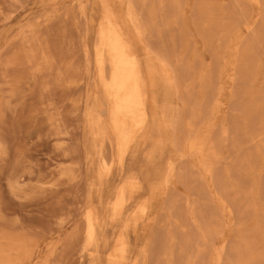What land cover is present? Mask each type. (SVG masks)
<instances>
[{
  "label": "rangeland",
  "instance_id": "374dc122",
  "mask_svg": "<svg viewBox=\"0 0 264 264\" xmlns=\"http://www.w3.org/2000/svg\"><path fill=\"white\" fill-rule=\"evenodd\" d=\"M122 239L123 264H264V0H0V264Z\"/></svg>",
  "mask_w": 264,
  "mask_h": 264
},
{
  "label": "bare ground",
  "instance_id": "6f19581e",
  "mask_svg": "<svg viewBox=\"0 0 264 264\" xmlns=\"http://www.w3.org/2000/svg\"><path fill=\"white\" fill-rule=\"evenodd\" d=\"M174 1V0H173ZM173 3H176V2H173ZM178 4V3H177ZM133 5V4H132ZM176 5V4H175ZM107 6V5H106ZM179 6V5H178ZM176 6V7H178ZM105 7V6H104ZM122 7V6H121ZM134 7V5H133ZM175 7V8H176ZM205 7V6H204ZM202 7V8H204ZM105 9V8H104ZM179 10V8H177ZM206 10V8H204ZM203 9V10H204ZM107 10V8H106ZM131 10V8H130ZM175 10V9H174ZM183 11V10H182ZM106 12V11H105ZM109 12V10L107 11ZM136 12V11H135ZM180 12V11H179ZM124 13V12H123ZM131 13V11H130ZM177 13V12H176ZM183 13V12H182ZM213 13V12H212ZM204 14V13H203ZM181 16L183 14H180ZM124 16V15H123ZM174 16V15H173ZM180 16V17H181ZM184 16V15H183ZM125 17V16H124ZM175 17V16H174ZM139 18V17H138ZM126 19V18H125ZM183 19V18H182ZM176 20V18H175ZM141 22V20H139ZM127 23V22H126ZM105 24V23H104ZM243 24V23H242ZM142 25V24H141ZM136 27V26H135ZM116 28V27H115ZM137 29V28H136ZM117 30V28L115 29ZM138 30V29H137ZM143 30V29H142ZM118 33V32H116ZM132 33H133V30H132ZM141 33V32H140ZM145 34V33H144ZM113 35V34H112ZM138 35V34H137ZM136 35V37H137ZM142 35V34H141ZM145 36V35H144ZM143 36V37H144ZM133 37V36H132ZM139 37V36H138ZM129 38V37H128ZM145 38V37H144ZM137 39V38H136ZM135 39V41H136ZM114 40H115V44H116V50L111 58V62L112 64L115 66V68L117 69V75L118 77L120 78V82L118 84V87H117V98H118V101H119V104H120V107L122 110H124L129 102V99L130 97H132L134 94H138V87H139V84H138V69H137V66H136V62H135V58L134 56L131 54V51H130V48L129 46L126 44V42L124 41L123 38L117 36V35H114ZM141 41V39H139ZM147 41V39L145 40ZM138 40H137V44H138ZM97 44V43H96ZM141 44L139 43V46ZM147 45V44H146ZM143 46V44H142ZM96 47V46H95ZM149 49L150 46H146V49ZM156 50V49H154ZM150 51V50H149ZM158 52V51H157ZM160 52V51H159ZM146 53V52H145ZM144 53V54H145ZM158 54V53H156ZM159 54H162L161 52ZM147 55V53H146ZM149 55H150V52H149ZM105 56V55H104ZM158 56H161V55H158ZM166 56H168L166 54ZM145 57V56H144ZM165 56L163 55V58ZM169 57V56H168ZM168 57H166L168 59ZM158 59V58H157ZM169 60V59H168ZM166 61V60H164ZM105 62L107 63V61L105 60ZM169 62V61H168ZM109 63V62H108ZM108 65V64H107ZM109 73V70L107 71ZM106 72V73H107ZM180 74V72H179ZM106 75V74H105ZM107 78H108V75H106ZM182 77V76H181ZM185 77V75L183 76ZM188 79V78H187ZM108 80V79H107ZM186 80V79H185ZM106 81V80H105ZM107 82V81H106ZM182 82V80H181ZM186 82V81H185ZM183 83V82H182ZM185 84V83H184ZM178 92V91H177ZM111 109V112H110V116H115L116 114V109L117 108H110ZM180 116V115H179ZM111 117V118H112ZM192 117H194L193 119H195V116L193 115ZM115 118V117H114ZM192 119V121H193ZM200 118H198L199 120ZM196 122V121H195ZM179 123V122H178ZM200 123V122H199ZM187 124V123H186ZM189 124V122H188ZM191 124V123H190ZM193 124V123H192ZM194 125V124H193ZM197 125V124H196ZM195 125V126H196ZM201 125V124H200ZM192 126V125H191ZM190 127V126H189ZM190 129V128H189ZM196 129V128H195ZM175 130V129H174ZM192 130V129H191ZM194 130V129H193ZM126 133V131L124 132ZM185 136V135H184ZM190 137V135H188ZM188 137V139H189ZM185 144V143H184ZM107 146V145H106ZM105 146V147H106ZM185 148V147H184ZM184 152H185V149H184ZM186 153V152H185ZM185 153H184V156H185ZM108 161V160H107ZM108 166V165H107ZM118 199V198H117ZM115 206V205H114ZM114 209V207L112 208ZM115 210V209H114ZM118 214V211H114V216ZM119 215V214H118ZM92 224H90L89 222V226H88V239L91 237L92 235ZM91 239V238H90ZM120 240V239H119ZM113 246V245H112ZM152 251V250H151ZM125 255H126V247H125V243H124V240L122 239V242L120 241H117L114 245V248H113V252H112V255H111V260L113 261L114 264H123L124 263V260H125Z\"/></svg>",
  "mask_w": 264,
  "mask_h": 264
}]
</instances>
